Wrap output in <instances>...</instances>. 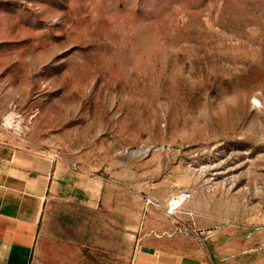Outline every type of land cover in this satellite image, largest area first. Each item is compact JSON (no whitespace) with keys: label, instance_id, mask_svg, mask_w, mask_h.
<instances>
[{"label":"rangeland","instance_id":"rangeland-1","mask_svg":"<svg viewBox=\"0 0 264 264\" xmlns=\"http://www.w3.org/2000/svg\"><path fill=\"white\" fill-rule=\"evenodd\" d=\"M0 141L92 188L109 264H264V0H0Z\"/></svg>","mask_w":264,"mask_h":264},{"label":"crops","instance_id":"crops-1","mask_svg":"<svg viewBox=\"0 0 264 264\" xmlns=\"http://www.w3.org/2000/svg\"><path fill=\"white\" fill-rule=\"evenodd\" d=\"M55 163L0 141V264H109L107 223L91 219L98 203L92 188L60 173ZM56 206L64 208L53 217ZM77 210L80 219L67 218ZM172 241L140 243L133 264H190ZM124 254L123 246L116 249V264H124Z\"/></svg>","mask_w":264,"mask_h":264},{"label":"built area","instance_id":"built-area-1","mask_svg":"<svg viewBox=\"0 0 264 264\" xmlns=\"http://www.w3.org/2000/svg\"><path fill=\"white\" fill-rule=\"evenodd\" d=\"M186 194H187V192L180 191L179 194H178V196H180V197H184Z\"/></svg>","mask_w":264,"mask_h":264},{"label":"bare ground","instance_id":"bare-ground-1","mask_svg":"<svg viewBox=\"0 0 264 264\" xmlns=\"http://www.w3.org/2000/svg\"><path fill=\"white\" fill-rule=\"evenodd\" d=\"M174 202V201H173ZM175 203V202H174ZM177 203V202H176Z\"/></svg>","mask_w":264,"mask_h":264}]
</instances>
